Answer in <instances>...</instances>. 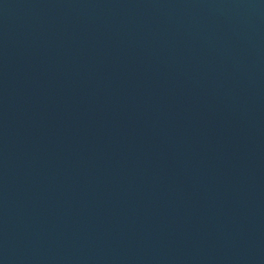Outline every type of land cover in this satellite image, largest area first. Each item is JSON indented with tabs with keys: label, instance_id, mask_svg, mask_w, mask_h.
I'll return each mask as SVG.
<instances>
[{
	"label": "water",
	"instance_id": "95a60500",
	"mask_svg": "<svg viewBox=\"0 0 264 264\" xmlns=\"http://www.w3.org/2000/svg\"><path fill=\"white\" fill-rule=\"evenodd\" d=\"M0 264H264V0H0Z\"/></svg>",
	"mask_w": 264,
	"mask_h": 264
}]
</instances>
